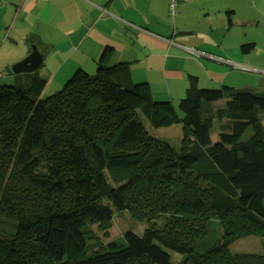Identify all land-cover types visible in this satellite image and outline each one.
Here are the masks:
<instances>
[{"label":"trees","instance_id":"trees-1","mask_svg":"<svg viewBox=\"0 0 264 264\" xmlns=\"http://www.w3.org/2000/svg\"><path fill=\"white\" fill-rule=\"evenodd\" d=\"M109 52L94 75L79 69L46 98L38 70L0 86V264H174L172 254L176 264H264L231 250L264 239V90L200 88L191 76L175 107ZM175 125L177 146L147 129ZM102 200L118 214L164 216V228L92 251L91 227L113 216Z\"/></svg>","mask_w":264,"mask_h":264},{"label":"crops","instance_id":"crops-1","mask_svg":"<svg viewBox=\"0 0 264 264\" xmlns=\"http://www.w3.org/2000/svg\"><path fill=\"white\" fill-rule=\"evenodd\" d=\"M170 4L0 0V47L9 43L18 50L14 64L37 47L43 57L38 73L47 82L42 97L61 90L79 69L94 75L105 50L110 51L109 64L126 63L134 83L147 82L154 100L175 107L185 97L191 76L198 78L199 87H235L237 82L228 76L249 71L256 44L249 52L243 48L251 44L252 26L264 21V0H180L174 15ZM32 35L35 43L30 44ZM227 66L241 73H230ZM50 83L56 89L47 94ZM254 89L264 90V79ZM222 105L220 101L214 107Z\"/></svg>","mask_w":264,"mask_h":264},{"label":"rangeland","instance_id":"rangeland-1","mask_svg":"<svg viewBox=\"0 0 264 264\" xmlns=\"http://www.w3.org/2000/svg\"><path fill=\"white\" fill-rule=\"evenodd\" d=\"M251 25L252 22L249 28H251ZM251 29L250 43H255L256 47L255 50L251 53L252 60L250 62V65L246 67L247 69H249V71L242 72L244 73L242 75L230 74L228 76V80L235 79L234 81L237 82L235 83V87H232L234 89L258 88L262 83V80L264 79V21L260 23V26L258 28H254V26H252ZM5 34V32L2 33V36H5ZM1 40L2 39H0V42ZM17 55L18 50L16 48H13V46H9V43L3 45V47H0V86H14L18 84V79L16 78L17 75L13 74L11 70L12 66L15 65L11 60ZM226 69L230 73H241V70L234 69L232 67L227 66ZM65 84L66 82L63 83L61 87H63ZM220 87L222 86H219L218 88ZM47 89L49 90L47 94H52L51 92L56 89V85L50 83L48 84ZM48 96L50 95H47L45 97L43 96L42 98H46ZM181 128L182 125H175L172 128L162 129H153L150 126H147V129L150 131V134L152 136L165 139L172 146L179 145ZM245 130L246 128H243L242 133H245ZM216 131L217 126L214 129V132ZM212 139L216 141L215 139H217V135H213ZM202 186L207 187L204 182H202ZM100 203L110 206L113 211V216L112 221L109 223L108 227L102 228L98 227L97 225L91 227V242H89V247L92 251L104 250L107 243L111 240H123V236L128 231L141 236L147 229H155L157 231L161 230L162 228H164L163 226L166 223V218L164 216L154 218L150 213H145L143 208L140 209V211H142L141 213H145L146 216L140 218L134 215L131 216L128 211L122 214H118L116 211H114L111 204L107 201L102 200L100 201ZM214 229L217 236L220 238L223 233L221 224H219L217 221L214 222ZM231 250L232 252L238 250V253H261L260 255L262 256L264 255V239H261V237L259 236H249L246 238H242L240 241L231 246ZM179 258H181L179 255L172 254V261L174 264H176V261Z\"/></svg>","mask_w":264,"mask_h":264},{"label":"water","instance_id":"water-1","mask_svg":"<svg viewBox=\"0 0 264 264\" xmlns=\"http://www.w3.org/2000/svg\"><path fill=\"white\" fill-rule=\"evenodd\" d=\"M43 57L36 46H32V51L24 60L12 66L13 74L33 73L42 65Z\"/></svg>","mask_w":264,"mask_h":264},{"label":"built area","instance_id":"built-area-1","mask_svg":"<svg viewBox=\"0 0 264 264\" xmlns=\"http://www.w3.org/2000/svg\"><path fill=\"white\" fill-rule=\"evenodd\" d=\"M180 0H170L171 4H170V9H171V12L172 14L174 15L175 13V10H176V6L178 4Z\"/></svg>","mask_w":264,"mask_h":264}]
</instances>
